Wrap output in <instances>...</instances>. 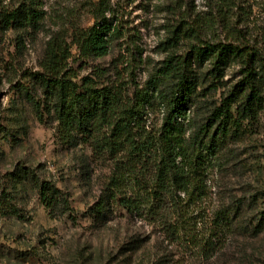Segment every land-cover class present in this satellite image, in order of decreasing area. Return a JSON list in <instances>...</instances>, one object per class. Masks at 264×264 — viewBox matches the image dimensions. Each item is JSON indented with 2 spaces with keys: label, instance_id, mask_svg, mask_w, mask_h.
Segmentation results:
<instances>
[{
  "label": "rangeland",
  "instance_id": "rangeland-1",
  "mask_svg": "<svg viewBox=\"0 0 264 264\" xmlns=\"http://www.w3.org/2000/svg\"><path fill=\"white\" fill-rule=\"evenodd\" d=\"M99 1L44 0L47 19L41 30L4 31L0 27V264H264V231L256 235L251 230L264 213V111L253 133L230 145L235 155L226 166L210 172V194L204 204L206 214L197 227L196 244L171 242L158 228L117 208L102 221L93 218L92 208L101 196L109 169L93 161L82 146L63 147L55 124L38 121L21 87L30 88L42 99L31 75L40 71L47 42L62 27L70 33L74 25L91 27L94 19L88 6ZM4 3L16 8L19 0ZM111 3L114 23L124 38L106 57L88 61L82 75L95 67L113 68L118 60H130L128 52L141 53L137 82L143 85L171 55L185 54L186 41L168 52L166 43L178 25L185 26L197 16L218 19L205 41L241 40L264 57V0H237L227 13L231 21H226L241 32L237 34L229 32L228 24L222 22L225 8L220 0ZM73 54L78 57L76 49ZM81 64L74 63V67ZM210 69L206 63L199 72L206 74ZM243 80L242 65L230 64L216 91L204 92L196 118L206 119ZM45 184L58 190L51 207L40 197V187ZM238 201L244 202V208L235 228L215 232L214 214ZM209 236L216 241L212 250L205 245Z\"/></svg>",
  "mask_w": 264,
  "mask_h": 264
},
{
  "label": "trees",
  "instance_id": "trees-1",
  "mask_svg": "<svg viewBox=\"0 0 264 264\" xmlns=\"http://www.w3.org/2000/svg\"><path fill=\"white\" fill-rule=\"evenodd\" d=\"M220 1L226 24L237 0ZM4 2L0 0L2 30L43 28L44 0H19L16 8ZM88 8L94 19L91 27L74 25L71 33L62 27L47 42L40 71L31 75L42 99L30 88L21 90L38 121L55 124L63 147L82 146L93 161L109 169L92 208L95 221L117 208L158 228L171 242L196 244L210 194V172L226 166L235 155L230 145L251 135L264 111V57L241 40L205 41L218 19L197 16L191 23L183 21L188 22L185 26L178 25L166 43L168 52L186 41L185 54L171 55L143 85L137 82L141 53L128 52L130 60H118L113 68L95 67L82 75L88 61L106 57L124 38L114 23L111 0ZM227 24L229 32L241 33ZM77 62L82 64L75 68ZM206 63L211 69L203 74L199 69ZM230 64L242 65L244 80L199 121L195 112L202 106L204 92L216 91ZM57 194L48 184L40 187L41 200L48 207ZM243 208L244 202L238 201L217 211L212 223L215 232H232ZM251 230L256 235L264 231V213ZM205 245L212 250L216 241L209 236Z\"/></svg>",
  "mask_w": 264,
  "mask_h": 264
}]
</instances>
